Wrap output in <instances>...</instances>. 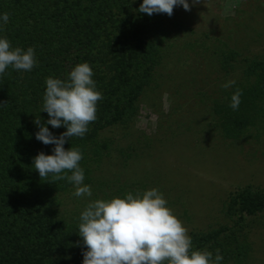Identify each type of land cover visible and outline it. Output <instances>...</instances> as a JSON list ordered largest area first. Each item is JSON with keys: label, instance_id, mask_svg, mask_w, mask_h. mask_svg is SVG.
Here are the masks:
<instances>
[{"label": "trees", "instance_id": "1", "mask_svg": "<svg viewBox=\"0 0 264 264\" xmlns=\"http://www.w3.org/2000/svg\"><path fill=\"white\" fill-rule=\"evenodd\" d=\"M141 3L0 0V15L9 14L7 24L0 21V37H6L13 48H34L37 61L31 71L8 67L0 75V264H82L87 249L77 232L87 203L140 192L134 182L115 185L113 178L99 174L106 175L102 164L112 153L126 165L143 152V135L136 128L140 98L157 81L168 51L184 30L181 5L171 16H149L137 11ZM217 46L212 51L215 62L226 75L236 76L231 88L220 86L210 106L213 114H221L223 135L240 137L249 126H255L257 136L264 134V49L242 55L230 45ZM82 62L93 69L103 99L97 102V119L84 137H73L64 147L82 152L83 183L91 187V197L74 196L75 186L67 180L42 181L32 165L39 152L52 154L54 148L35 136L39 131L35 116L42 123L49 118L41 111L46 78L66 81L71 69ZM237 88L242 90L241 103L233 110L231 95ZM200 93L203 100L211 96ZM47 127L55 136L66 131L63 125ZM69 201L73 207H68ZM221 211L228 222L191 231L192 247L212 252L213 259L218 249L223 256L220 264H244L253 251L251 233L264 211V188L237 187L229 192Z\"/></svg>", "mask_w": 264, "mask_h": 264}, {"label": "rangeland", "instance_id": "2", "mask_svg": "<svg viewBox=\"0 0 264 264\" xmlns=\"http://www.w3.org/2000/svg\"><path fill=\"white\" fill-rule=\"evenodd\" d=\"M189 4L190 10L180 8L183 33L168 51L157 81L140 98L136 128L143 135V152L126 165L112 153L102 164L106 175L99 174L113 178L115 185L134 182L141 193L157 189L188 234L228 222L223 202L237 187L264 188V134L257 136L255 126H249L240 137L227 138L221 114L210 107L220 86L236 77L225 74L212 51L223 44L242 55L262 51L264 0ZM201 91L211 98L203 100ZM258 218L251 233L253 251L244 264H264V211Z\"/></svg>", "mask_w": 264, "mask_h": 264}, {"label": "clouds", "instance_id": "3", "mask_svg": "<svg viewBox=\"0 0 264 264\" xmlns=\"http://www.w3.org/2000/svg\"><path fill=\"white\" fill-rule=\"evenodd\" d=\"M192 2L196 4L200 0ZM179 5L190 10L189 0H142L137 11L149 16L153 13L171 16L174 7ZM0 21L7 24L9 14L0 15ZM36 63L34 48H13L6 37H0V75L8 67L31 71ZM92 77L93 69L82 62L71 69L66 81L46 78L41 111H46L49 118L44 123L40 116L34 119L39 127L36 139L45 145H54L52 154L41 151L33 158L34 169L42 181L72 183L76 197H91L92 190L83 183L82 152L72 146L65 149L64 144L73 137L83 138L89 124L97 119V102L103 96ZM235 83L229 80L221 87L227 90ZM241 95L239 88L231 95L233 110L239 108ZM48 124L53 128L63 125L66 131L55 136ZM49 176L51 180L47 179ZM77 234L87 249L83 252L82 264H220L223 260L218 249L214 259L210 251L193 249L187 228L155 188L135 195L128 192L124 198L89 201L80 214Z\"/></svg>", "mask_w": 264, "mask_h": 264}]
</instances>
